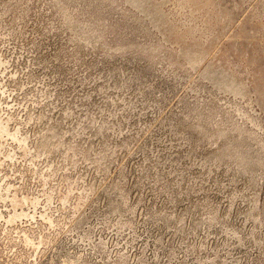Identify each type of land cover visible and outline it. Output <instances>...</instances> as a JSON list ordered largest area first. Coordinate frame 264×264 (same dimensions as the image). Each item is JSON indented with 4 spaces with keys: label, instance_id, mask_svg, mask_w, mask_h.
<instances>
[{
    "label": "rangeland",
    "instance_id": "1",
    "mask_svg": "<svg viewBox=\"0 0 264 264\" xmlns=\"http://www.w3.org/2000/svg\"><path fill=\"white\" fill-rule=\"evenodd\" d=\"M262 88L264 0H0V264H264Z\"/></svg>",
    "mask_w": 264,
    "mask_h": 264
},
{
    "label": "bare ground",
    "instance_id": "2",
    "mask_svg": "<svg viewBox=\"0 0 264 264\" xmlns=\"http://www.w3.org/2000/svg\"><path fill=\"white\" fill-rule=\"evenodd\" d=\"M182 1V0H181ZM192 1V0H191ZM179 2V1H178ZM188 3V2H187ZM186 3V4H187ZM193 3V2H192ZM190 4V3H189ZM186 6V5H185ZM192 6V5H191ZM182 7H183V5H182ZM189 7V6H188ZM191 35V34H190ZM206 50V49H205ZM208 51H209V49H208ZM262 77V76H261ZM262 89H264V88H262ZM263 91V90H262ZM264 93V92H263ZM14 136H16V134H13ZM44 181H46V180H44ZM12 203L13 204H15L16 203V201L15 200H12ZM31 204L32 205H34L35 204V201H32L31 202ZM22 214L20 213L19 215L16 213V214H14L11 218H15V217H18V216H21Z\"/></svg>",
    "mask_w": 264,
    "mask_h": 264
}]
</instances>
